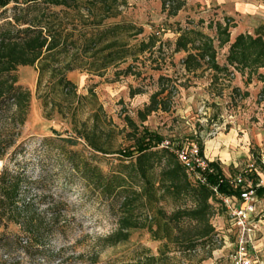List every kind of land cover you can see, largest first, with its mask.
<instances>
[{
	"label": "rangeland",
	"instance_id": "rangeland-1",
	"mask_svg": "<svg viewBox=\"0 0 264 264\" xmlns=\"http://www.w3.org/2000/svg\"><path fill=\"white\" fill-rule=\"evenodd\" d=\"M226 16L233 18L236 24L231 28L232 39L240 31L264 34V0H188L186 7L175 17L168 16L163 10L161 0H128L123 15L109 21L127 20L143 26V34L130 39L131 43L158 30L161 31L158 33L161 40L153 53L147 51L136 60L129 58L111 66L102 76L82 69L68 72V78L77 86V94L86 98L80 102H77L78 98L72 100L71 108L80 105L74 119L77 125L87 121L91 126L92 114L98 110L102 126L113 133L111 149L116 152L134 142L128 136L133 130L126 122L125 117L129 116L140 130L157 135L161 143L164 140L179 144L196 141L206 150L210 142L213 151L219 150L213 160L224 165L223 176L230 180L255 160L260 174L264 175V166L258 160V156L264 153L263 81L255 74L248 84L247 76L238 71L220 74L217 81L211 69L186 74L182 65L186 53H173L174 45L166 44L169 38L174 42L172 30L177 26L175 22H180L183 27L195 26L215 37L216 30L208 27L209 24L218 20L225 22ZM189 19L194 23L190 25ZM201 19L204 23H199ZM161 42L163 45L159 49ZM215 44L218 45V41ZM228 49V44L218 49L217 60L222 65L226 63ZM129 65L133 66L131 71L123 73ZM17 74L19 82L32 92L31 107L20 136L0 162V174L8 167L26 175L19 205L30 203L35 218L42 221L50 233L45 237L44 252L26 251L11 236L8 242L0 244V264H57L60 260L62 264H89L90 254L99 248L96 237L106 236L118 227L122 196H102L84 178L82 170L74 167L68 155L71 149L80 161L90 159L92 150L82 138L74 147L66 141V138L78 136L71 114L64 117L57 109L51 110V106L46 112L38 96L40 91L49 90L48 76L38 89L37 65L20 66ZM160 77L172 79V83L176 82L178 86L172 107L168 111H156L141 122L138 111L144 109L151 95L159 90ZM134 90L138 93L133 94ZM90 91L96 93L97 99L90 96ZM56 99L62 101L67 110L70 102L61 96ZM97 156L95 162L104 172L119 170V153H98ZM226 156L230 159L227 160ZM184 203L169 200L162 201L159 206L170 213ZM212 204L214 214L211 222L215 227L212 241L189 244L191 249H185L188 243H170L165 247L166 264H231V257L237 249V227L221 199L212 200ZM252 222L259 229L256 238L259 258L264 263V191L259 195ZM181 226L184 228L182 236L184 232L191 233L186 236L189 239L199 229L198 225L187 221H183ZM12 230L21 231L22 223ZM164 243L153 239L147 230H137L129 241L104 249L99 264L114 259L132 260L144 253L158 255ZM81 254L85 256L80 258Z\"/></svg>",
	"mask_w": 264,
	"mask_h": 264
},
{
	"label": "trees",
	"instance_id": "trees-1",
	"mask_svg": "<svg viewBox=\"0 0 264 264\" xmlns=\"http://www.w3.org/2000/svg\"><path fill=\"white\" fill-rule=\"evenodd\" d=\"M161 1L163 10L170 17L177 16L188 3V0ZM127 5L128 0H0V162L20 136L31 107L32 92L19 82L17 70L20 66L37 65L38 89L45 76L49 79V90L40 91L38 96L46 112L51 106V110L57 109L64 117L71 114L78 136L66 138V141L74 147L82 138L92 150L90 159L80 161L71 149L68 155L74 167L82 170L84 178L102 196H122L118 227L106 236L96 237L99 250L93 249L89 264H99L104 249L129 241L137 230H147L153 239L165 241L159 254L144 253L132 260L114 259L104 264H166L165 247L170 243H188L185 249H191L189 244L212 241L215 235L211 222L214 214L212 200L220 201L218 194L238 197L240 188L232 186L227 180L219 181L224 173L219 163L214 161L212 165L216 174L208 175V184L192 181L174 152L162 147L157 135L140 130L129 116L125 117L126 122L133 130L128 136L134 142L130 147L116 152L111 149L113 133L102 126L98 110L92 114L91 126L87 121L77 125L74 119L80 105L71 108L72 100L78 98L77 102H80L85 97L77 94V86L68 78V72L82 69L102 76L111 66H117L129 58L136 60L147 51L153 53L161 40L158 34L161 31L158 30L131 43L130 39H137L143 34L144 27L127 20L109 21L121 17ZM188 23L191 25L194 21L189 19ZM199 23H204V20H199ZM175 24L177 26L172 30L174 42L169 38L166 44L174 45L173 53H186L182 59L186 74L211 69L217 81L220 74L238 71L247 76V83L255 74L264 81V74L259 72L264 68L263 34L242 32L232 39L231 28L236 24L233 18L227 16L225 22L218 20L209 24L208 27L216 30L215 37L195 26L183 27L180 22ZM215 41H218V45ZM227 44L226 63L222 65L217 60L218 49ZM162 45L161 42L158 48L161 49ZM131 67L129 65L123 73L131 71ZM164 80L160 77L159 90L151 95L144 109L138 111L141 122L156 111L171 109L178 86L176 82L172 83V79ZM132 93L138 92L134 90ZM57 96L70 102L67 110L63 107L64 103L56 99ZM90 96L97 99L93 91H90ZM201 148L203 151V144ZM98 153H119V170L104 172L95 162ZM25 181L27 177L24 173L8 167L0 174V244L14 236L26 251L44 252L47 244L45 237L50 233L48 228L35 218L30 203L19 205ZM216 185L218 193L212 189ZM262 191L264 187L258 189V195ZM169 200L185 203L168 213L159 203ZM183 221L199 227L190 239L186 236L191 233L181 235L184 231L181 226ZM19 223H22V230H12ZM20 239L26 242L22 243ZM84 256L81 254L80 258ZM57 264H62V261Z\"/></svg>",
	"mask_w": 264,
	"mask_h": 264
},
{
	"label": "built area",
	"instance_id": "built-area-1",
	"mask_svg": "<svg viewBox=\"0 0 264 264\" xmlns=\"http://www.w3.org/2000/svg\"><path fill=\"white\" fill-rule=\"evenodd\" d=\"M161 146L174 152L192 181L208 184V175L216 174L212 165L213 160L204 154L198 142L179 144L164 140ZM258 160L264 166V153L258 156ZM226 180L232 186L240 188L238 197L218 194L229 217L237 227V249L231 257V264H264L259 258L256 238L259 229L252 222L259 202L258 189L264 187V175L260 174L255 160L249 163L246 169L238 171L231 180L225 176L219 177L220 182ZM212 189L218 193L217 185L212 186Z\"/></svg>",
	"mask_w": 264,
	"mask_h": 264
},
{
	"label": "crops",
	"instance_id": "crops-1",
	"mask_svg": "<svg viewBox=\"0 0 264 264\" xmlns=\"http://www.w3.org/2000/svg\"><path fill=\"white\" fill-rule=\"evenodd\" d=\"M246 11H249L248 9L246 10ZM257 31V30H256ZM242 32H249V33H251V34H255V33H252L250 30H248V31H240L239 33H242ZM238 33V34H239ZM258 34H263V33H258ZM264 35V34H263ZM262 70H264V68H261L260 69V72L261 73H264V72H262ZM262 81V80H261ZM263 83H264V81H263ZM249 84V83H248ZM212 141V140H211ZM210 142H208L207 143V149L205 150H203V152H204V154H206L210 159H214V157L215 156H217L218 155V153H219V150H212V147L210 148V144H209ZM213 143H215V142H213ZM214 145V144H213ZM212 145V146H213ZM214 147V146H213ZM213 151V152H212ZM226 159L227 160H229L230 159V157L229 156H226ZM214 161V160H213ZM214 162H216V161H214ZM217 163H219V166L221 167V169L225 172V167H224V165L223 164H221V162H219V161H217Z\"/></svg>",
	"mask_w": 264,
	"mask_h": 264
},
{
	"label": "bare ground",
	"instance_id": "bare-ground-1",
	"mask_svg": "<svg viewBox=\"0 0 264 264\" xmlns=\"http://www.w3.org/2000/svg\"><path fill=\"white\" fill-rule=\"evenodd\" d=\"M1 164V163H0Z\"/></svg>",
	"mask_w": 264,
	"mask_h": 264
}]
</instances>
